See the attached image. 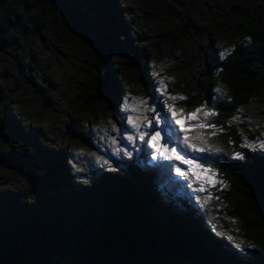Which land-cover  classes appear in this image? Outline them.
<instances>
[{
    "label": "rangeland",
    "instance_id": "374dc122",
    "mask_svg": "<svg viewBox=\"0 0 264 264\" xmlns=\"http://www.w3.org/2000/svg\"><path fill=\"white\" fill-rule=\"evenodd\" d=\"M36 1L40 13L31 17L30 27L38 22L39 35L30 28H24L23 35H14L15 47L18 52L23 51L26 71L6 53H0V216L7 203L35 204L42 187L52 196L85 191L86 187L101 183L105 173L123 174L127 164L138 166L139 154L148 152L152 156L147 137L154 131H160L161 144L171 147L178 141L177 151L187 147L188 152L184 150L181 154L199 158L204 164L205 152H195L184 145V133L166 105L177 110V119L186 127L198 123L187 121L186 114L200 106L192 96L203 94L199 80L201 73L211 66L210 56H219V51L228 48L236 26L264 0H119L128 31L125 36L117 37L129 56L112 60L113 68L118 71L115 104L106 101L97 108L91 101L99 60L94 51V41L98 38L94 3L75 0L89 16L86 23L93 26L84 36L68 27L64 17L46 1ZM104 30L115 32L109 23L104 24ZM25 42L28 46L22 50ZM140 53L146 54L147 59H143L138 71L131 58ZM254 66L262 88L250 102L239 106L224 126L216 125L212 116L201 117L199 123H211L215 127L190 128L189 136L194 137V130L198 134L234 133L244 147L264 139V63ZM7 98L10 103L5 108ZM154 116L160 117V125L151 123ZM129 117L140 127H133ZM145 120L150 123L146 124ZM11 126L18 127L21 134ZM141 131L147 135L145 139L139 136ZM128 136L133 139L129 140ZM246 148L264 151L258 147ZM59 153L67 167V186L54 178L53 156ZM170 160L173 169H188L181 161ZM145 163L149 165L147 160ZM178 176L189 193L201 197L200 203L219 210L218 215L230 228L221 226V229L228 238L232 237V245H239L247 255L245 258L252 260L248 252L252 244L238 228V221L227 213L230 204L225 197L229 189L226 178L217 173L213 179L224 186L215 184L209 188V198L207 192L197 191L200 182L191 173L187 177ZM34 187L35 192H31ZM84 258H91L97 264H113L107 251L92 252L74 261L55 258L47 264H85Z\"/></svg>",
    "mask_w": 264,
    "mask_h": 264
},
{
    "label": "trees",
    "instance_id": "16d2710c",
    "mask_svg": "<svg viewBox=\"0 0 264 264\" xmlns=\"http://www.w3.org/2000/svg\"><path fill=\"white\" fill-rule=\"evenodd\" d=\"M44 1L64 17L68 27L84 36L93 28L85 21L88 14L75 0ZM90 1L97 9L94 51L99 60L91 96L97 108L106 101L114 105L117 99L118 71L112 60L129 56L117 37L125 36L128 26L121 17L124 9L119 0ZM39 5L36 0H0V53H6L22 71L28 66L23 51L18 52L14 45V35H23L24 28L39 35L38 22L30 27L31 17L40 13ZM105 23L115 32H106ZM27 46L25 42L22 50ZM228 48L231 51L223 58L220 51L219 56H210L211 66L199 80L203 94L192 96L197 104L216 112L212 120L220 126L262 88L254 64L264 63V3L236 26ZM131 59L140 71L147 55L140 53ZM9 103L7 98L4 107ZM11 128L21 134L18 127ZM196 132H192L194 137L207 138L222 149L205 152L202 160L228 181L227 213L238 221V228L252 244L248 249L252 260L245 258V252L232 245L221 229L230 228L218 215L219 210L205 203L202 206L185 188L172 167L173 161L144 152L136 158L138 166L127 164L123 174L105 173L101 183L85 191L52 196L42 187L35 204H5L0 216V264H47L55 258L74 261L100 251L109 252L113 264H264V151L241 146L234 133L207 136ZM184 150L188 152L187 147ZM233 152L243 153L245 159L235 161ZM53 157L54 178L67 186L63 157L60 153ZM83 263L97 264L91 258H84Z\"/></svg>",
    "mask_w": 264,
    "mask_h": 264
},
{
    "label": "snow or ice",
    "instance_id": "6c2138e0",
    "mask_svg": "<svg viewBox=\"0 0 264 264\" xmlns=\"http://www.w3.org/2000/svg\"><path fill=\"white\" fill-rule=\"evenodd\" d=\"M231 51L230 48L225 49L223 52L220 53L221 58H223L226 54H228ZM161 86L163 87V81H160ZM216 91L222 92V89L217 88ZM141 103H144L142 100ZM168 108V111L171 112L173 120H175L176 124L180 126V131L184 133V141L183 143L188 146L192 151L195 152H207V153H218L221 152L222 149L217 147L216 145L210 143L207 138H201L200 136L192 137L189 136V129L190 128H214L215 125L211 123H199V120L201 117L207 118L209 116H215L216 112L212 108H205V105L201 104L200 106L196 107L193 111L188 112L186 114V120L192 121L196 120L198 123L196 125L189 124L188 127L185 126V124H181L180 120L177 119L178 112L176 109L172 107V105H166ZM148 111H151V108L148 109ZM166 115V114H165ZM129 121L133 123V127H140V125L136 124L132 117H129ZM145 123H150V121L145 120ZM151 123H154L155 125H160L161 119L159 116H154L152 118ZM213 132H208L207 136H213ZM140 137H144L145 133L143 131L139 132ZM129 140H132V136L127 137ZM147 143L151 146L153 149L152 156L155 158L156 156L160 157H166L169 159L174 158L177 161H181L183 164L188 166V169L182 170L181 168L177 167L175 170L176 172L181 176H189V173L192 174V178L196 181L200 182V187L197 189L199 192H207L208 197H211V192L208 191L209 188H212L215 184H219L221 187H223V182L221 181H215L213 178L217 175V172L214 168L205 167L204 164L199 162V158H188V156L182 155L181 152L184 150L181 148L180 151H177V148L179 147L178 144L173 142L171 144V147H169V144H161L160 142V131H154L151 133L150 136L147 137ZM249 148H260L264 149V139L258 140L256 143H249L245 145ZM127 154V153H125ZM232 157L235 161H243L245 159V156L241 152H233ZM196 199L198 201L201 200L200 196H196ZM203 206V204H202ZM229 239H232L230 236ZM239 247V245H237Z\"/></svg>",
    "mask_w": 264,
    "mask_h": 264
},
{
    "label": "water",
    "instance_id": "95a60500",
    "mask_svg": "<svg viewBox=\"0 0 264 264\" xmlns=\"http://www.w3.org/2000/svg\"><path fill=\"white\" fill-rule=\"evenodd\" d=\"M35 190H36V187H34V188L31 190V192H35Z\"/></svg>",
    "mask_w": 264,
    "mask_h": 264
}]
</instances>
